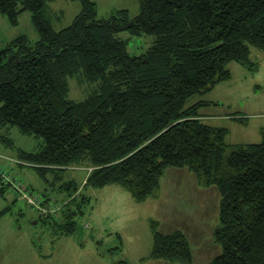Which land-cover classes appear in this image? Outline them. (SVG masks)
Listing matches in <instances>:
<instances>
[{"label":"trees","instance_id":"1","mask_svg":"<svg viewBox=\"0 0 264 264\" xmlns=\"http://www.w3.org/2000/svg\"><path fill=\"white\" fill-rule=\"evenodd\" d=\"M52 1L0 0L13 25L30 11L39 34L35 43L21 36L0 50V130L17 127L42 140L37 152L0 155L32 163L44 178L49 169L87 164L85 187L117 184L138 202L157 195L167 169L187 167L221 195L214 236L222 251L211 264H264V127L260 143L230 144L228 128L201 118L212 102L188 104L230 79V63L255 68L253 51L264 52V0H141L137 16L120 9L109 18L79 0L81 12L61 30L48 15ZM123 31L153 41L132 55ZM75 76L94 85L81 101L69 98ZM73 183L66 189H78ZM8 190L0 186V195L19 197ZM73 226L62 229L72 234ZM153 238L151 258L191 263L181 232L155 229Z\"/></svg>","mask_w":264,"mask_h":264},{"label":"rangeland","instance_id":"2","mask_svg":"<svg viewBox=\"0 0 264 264\" xmlns=\"http://www.w3.org/2000/svg\"><path fill=\"white\" fill-rule=\"evenodd\" d=\"M91 1L96 3L100 18H109L120 9H127L131 17L140 12L141 0ZM48 8L54 28L61 30L72 24L82 5L79 0H53ZM21 36L31 43L39 39L31 12L21 13L16 25L0 12V50ZM118 36L128 41L132 55H140L153 41V37L133 36L128 31ZM252 58L256 63L253 70L230 63V79L188 101L189 105L199 100L213 103L209 106V114L217 116L213 119L229 129L227 142L230 144L260 143L262 140L264 52L254 50ZM93 87L75 76L70 80L69 98L81 101ZM205 107L201 118L208 123V106ZM41 142L17 127L0 130V153L10 156H17L20 150L37 152ZM1 160L8 171L30 185L38 195L34 196L37 204H27L23 198L8 192L0 195V210L5 207L4 201H8L7 208H11L0 218V228L23 229L24 233L19 231V234L26 239L12 231L10 235L14 236L10 244L19 246V256L25 264H211L222 251L214 236L220 223L219 190L216 186L199 185L197 176L187 167L167 169L161 176L157 195L138 202L130 191L117 184L85 187L92 169L87 164L49 169L44 178L30 162L20 166L14 161ZM69 182H74L73 187L78 189H66ZM67 209L73 211L72 217L63 212ZM72 223L74 233L69 234L68 228L62 229ZM155 229L164 234L181 232L190 243L191 263L151 258Z\"/></svg>","mask_w":264,"mask_h":264},{"label":"crops","instance_id":"3","mask_svg":"<svg viewBox=\"0 0 264 264\" xmlns=\"http://www.w3.org/2000/svg\"><path fill=\"white\" fill-rule=\"evenodd\" d=\"M209 106H208V117H207L208 123L220 126L221 124L218 123L219 120L213 119V118H217V116H215L214 114H209V110L211 109L209 108ZM202 111L203 109L201 110V115H203ZM4 206H5L4 208H7L8 201H4ZM4 208L0 210L1 219L3 218V216L7 215V212L9 210H11V208H7L6 209L7 211L3 213ZM12 231H14V234H17L20 238L26 239L24 237H21L19 234V231L21 233H24L22 228H18V230L15 227L0 228V264H25V260L21 256H19L21 252V249L18 248L19 246L15 247V246H11L10 244L11 241L13 242L12 238L14 236V235H10ZM15 252H17L18 255H15L14 254Z\"/></svg>","mask_w":264,"mask_h":264},{"label":"built area","instance_id":"4","mask_svg":"<svg viewBox=\"0 0 264 264\" xmlns=\"http://www.w3.org/2000/svg\"><path fill=\"white\" fill-rule=\"evenodd\" d=\"M0 158L17 162L16 160H14L12 158H8V157L2 156V155H0ZM0 186L8 188L9 190L15 191L19 195V198H23L24 200H26L29 203H32V204L38 203L37 198L32 196L26 190L25 186L22 185L20 182H18L17 178L15 176H13V174L10 173V171L8 172L7 170H5L2 167H0Z\"/></svg>","mask_w":264,"mask_h":264}]
</instances>
